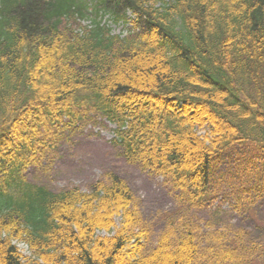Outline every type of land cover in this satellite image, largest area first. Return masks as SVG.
Segmentation results:
<instances>
[{
    "label": "trees",
    "instance_id": "trees-1",
    "mask_svg": "<svg viewBox=\"0 0 264 264\" xmlns=\"http://www.w3.org/2000/svg\"><path fill=\"white\" fill-rule=\"evenodd\" d=\"M87 113L117 126L128 165L204 204L218 157L264 152V0H0V264H200L188 223L170 221L143 252L148 232L116 173L86 192L23 177L50 145L43 132Z\"/></svg>",
    "mask_w": 264,
    "mask_h": 264
},
{
    "label": "rangeland",
    "instance_id": "rangeland-1",
    "mask_svg": "<svg viewBox=\"0 0 264 264\" xmlns=\"http://www.w3.org/2000/svg\"><path fill=\"white\" fill-rule=\"evenodd\" d=\"M107 25L114 34L124 36L127 32L128 25H115L111 20ZM115 129L101 116L87 114L74 129L44 132L41 139L50 145L40 146L37 161L23 176L55 192L70 188L88 191L106 172H115L130 186L143 229L148 232L144 253L157 245L173 221L193 228L200 264H217V255L226 257L220 264H264V152L260 148L236 146L218 157L212 170L211 198L189 208L179 203L165 178L126 163L121 149L112 143ZM199 134L204 136L205 131ZM20 248L24 255L30 254L27 247ZM227 251L232 252L231 257Z\"/></svg>",
    "mask_w": 264,
    "mask_h": 264
}]
</instances>
